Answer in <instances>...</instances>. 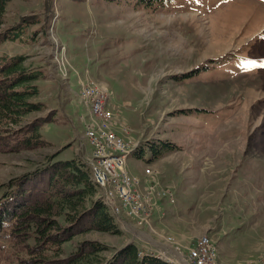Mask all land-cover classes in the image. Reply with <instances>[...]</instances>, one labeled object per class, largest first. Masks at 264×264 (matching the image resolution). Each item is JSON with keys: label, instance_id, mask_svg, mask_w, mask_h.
<instances>
[{"label": "rangeland", "instance_id": "1", "mask_svg": "<svg viewBox=\"0 0 264 264\" xmlns=\"http://www.w3.org/2000/svg\"><path fill=\"white\" fill-rule=\"evenodd\" d=\"M10 1L0 30L26 27L0 54L23 57L41 75L33 102L44 111L25 121L42 124L49 144L0 149V186L55 155L86 163L92 150L79 93L98 84L111 94V129L122 141L180 149L154 164L128 158L150 205L146 224L126 220L120 238L91 233L75 242L136 243L142 254L175 262L170 249L185 257L207 236L221 264H262L264 0H172L156 11L104 0Z\"/></svg>", "mask_w": 264, "mask_h": 264}, {"label": "trees", "instance_id": "2", "mask_svg": "<svg viewBox=\"0 0 264 264\" xmlns=\"http://www.w3.org/2000/svg\"><path fill=\"white\" fill-rule=\"evenodd\" d=\"M104 1L156 11L172 0ZM10 2L0 0V28ZM25 27L0 30V50L7 43L21 41ZM24 62L21 56L0 54V149L37 150L49 144L40 133L42 124L25 121L31 114L44 111V106L33 102L40 94L37 83L41 75L25 68ZM210 71L183 74L180 82L202 72L209 75ZM179 149L167 140L145 141L131 155L154 164ZM58 156L0 186V264H171L142 254L134 243L111 249L97 241L75 242V238L91 233L118 238L123 234L118 220L97 199L98 190L91 183L87 163L59 160ZM66 247L70 248L67 252Z\"/></svg>", "mask_w": 264, "mask_h": 264}, {"label": "bare ground", "instance_id": "3", "mask_svg": "<svg viewBox=\"0 0 264 264\" xmlns=\"http://www.w3.org/2000/svg\"><path fill=\"white\" fill-rule=\"evenodd\" d=\"M83 92L90 93L91 96L84 99L82 98ZM106 94L108 93L104 87L98 84L91 83L81 88L79 97L88 111L87 119L85 117L81 118L82 120H86L84 122V137L89 140L90 145L93 144V138H96V141H98L99 153L102 154V157H111V148L109 147L108 136L112 135L115 136V138L119 137L111 129L112 116L106 115L111 113L108 105V95ZM98 102H100V110L98 109ZM132 148L134 149L135 146L133 145ZM132 150L130 149V151L123 152L121 154V158H119L118 162V171H115V178H119L120 182H122L123 184V187L128 188L129 192H132L136 201H138L137 214L136 212L126 211L125 196L120 194V185H118L117 182L113 179H107L106 171H99L98 179L95 169L90 166V162H88L87 160L85 161L88 165V169H90L89 175L91 176V183H93L98 190L97 196H99L98 199H100L102 205L114 218H119L124 215L130 220L136 222L137 225L141 228L143 224H146L148 218H144L143 221L140 217L148 216L150 205L148 204V199L145 195L146 192H142L138 188L139 179L131 176L127 171V161L129 156L131 155ZM90 158H92V153ZM101 180H105L104 190L102 189ZM106 196L109 197V199ZM111 200H114V202H112ZM149 225H151V222L149 223ZM201 240L209 241V246H211V248L213 249L214 264H221L217 259V252L207 236H203L198 239L195 247L188 250L186 256L184 257L185 261L205 259V252H203V248H201ZM176 248H178L179 252L181 251L180 247L176 246ZM181 261L182 260L175 261L174 263L185 264V261Z\"/></svg>", "mask_w": 264, "mask_h": 264}, {"label": "built area", "instance_id": "4", "mask_svg": "<svg viewBox=\"0 0 264 264\" xmlns=\"http://www.w3.org/2000/svg\"><path fill=\"white\" fill-rule=\"evenodd\" d=\"M110 95L111 94H106ZM91 95L90 93H82V98H89ZM98 109L100 110V102H98ZM109 116H113L112 111L110 114H106ZM109 139V147L111 148V157H102V154L99 153L98 149V141L96 138H93V144H91L92 150V158H89L87 161L90 162V166L95 169L97 173V177L99 179V171H106L107 172V179H113L120 185V194L125 196V204H126V211L128 212H136L138 208V201H136L135 197L133 196L132 192H129L128 188H124L122 182H120L119 178H115V171H118V162L119 158H121V154L123 152H128L132 148L130 144H126L122 139L115 138V136H108ZM153 182V181H152ZM102 189L104 190L105 180H101ZM153 185H157V183H153ZM165 192V191H164ZM168 193L165 192V198H168ZM105 196V195H104ZM153 193L151 192V186L149 187V202L151 206H154L155 203L153 200ZM107 197V196H106ZM109 199V197H107ZM114 202V200H111ZM141 220L144 221V218L147 217H140ZM201 248H203V252H205V259L204 260H192V261H185V258L180 255L178 260L185 261V264H214L213 260V249L209 246L208 240H201ZM176 251H173L175 254L179 255L178 248H174ZM264 264V263H262Z\"/></svg>", "mask_w": 264, "mask_h": 264}, {"label": "crops", "instance_id": "5", "mask_svg": "<svg viewBox=\"0 0 264 264\" xmlns=\"http://www.w3.org/2000/svg\"><path fill=\"white\" fill-rule=\"evenodd\" d=\"M145 192V191H144ZM121 217H123L122 219H120V221H119V224H120V228L122 229V227H124L125 225H128V223H126V220H128V221H133V220H130L129 218H127V217H125L124 215H122ZM146 241H148V242H150L149 240H146ZM135 245H136V243H134ZM150 245H151V243H150ZM166 246H162V248H165ZM170 252H171V254H172V257H175V258H179L180 257V253H179V255H177V254H175L174 252H173V250L172 249H170ZM182 256V255H181ZM186 256V255H185ZM181 262H183V261H181ZM168 263H171V264H175L174 262H168Z\"/></svg>", "mask_w": 264, "mask_h": 264}]
</instances>
